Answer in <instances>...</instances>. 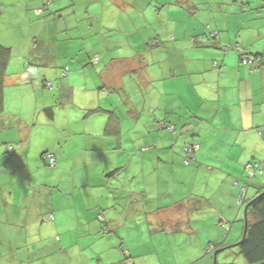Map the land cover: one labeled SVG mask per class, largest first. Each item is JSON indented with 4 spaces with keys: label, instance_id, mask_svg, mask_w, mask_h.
Instances as JSON below:
<instances>
[{
    "label": "crops",
    "instance_id": "1",
    "mask_svg": "<svg viewBox=\"0 0 264 264\" xmlns=\"http://www.w3.org/2000/svg\"><path fill=\"white\" fill-rule=\"evenodd\" d=\"M0 44L11 49L0 103V264H165L177 249L194 264L241 238L246 165L264 159V64H241L237 48L264 58V0H0ZM197 204L203 211L191 215ZM134 211L152 244L141 236L132 247L116 231L128 230ZM164 229L181 235L173 248ZM182 233L192 246L181 248Z\"/></svg>",
    "mask_w": 264,
    "mask_h": 264
},
{
    "label": "trees",
    "instance_id": "2",
    "mask_svg": "<svg viewBox=\"0 0 264 264\" xmlns=\"http://www.w3.org/2000/svg\"><path fill=\"white\" fill-rule=\"evenodd\" d=\"M40 11H43V8ZM230 48L232 49L234 48V46L227 45L224 47L223 51L224 50L228 51ZM237 51L239 54L241 64L245 66H249L253 70L258 68L259 66H262V64H264V58L260 52H247L245 49H242V48L241 49L237 48ZM10 55H11L10 47L0 44V103H2V99H3L4 71L7 66ZM33 56H35L34 53H33ZM96 57H98L97 59L98 61L99 56L97 54H95L91 58V60L93 62H97L95 60ZM246 59L250 60V62L245 63V61L243 60H246ZM25 65H26V69L29 72H35L38 70L37 64L33 63L32 60H29ZM69 69L70 68L68 66H66L65 68H62L61 69L62 72L60 73V78H64L67 75V72L69 71ZM44 85L47 89H52L56 87L58 90L60 86L57 84V81L54 82L53 80H46ZM89 112L92 113L94 111L90 109ZM164 127H166L172 134L176 133L175 132L176 126L174 124L170 123L167 126H165L164 124ZM13 148H14V144L7 145V150L9 153L13 151ZM49 154H52L54 156V159H55L54 164H51L49 160V156H48ZM43 157L47 161L48 165H50L51 167L56 165L57 158L52 151L44 152ZM187 158L190 160V157L187 156ZM246 169L248 170L247 178L249 180L254 179V177H256L257 175H264V159L250 160L248 164L246 165ZM250 184H251L250 181L249 182L246 181V187H245L246 192H247V187L251 186ZM246 195L247 193L244 195L242 200H240L241 194H239L238 196L239 204H244L245 207L248 204L246 216H245V220L247 221L246 233L245 235H243V237L241 236V238L236 241L237 243L233 242V243H226L225 245H223L222 248H220L223 250L220 254L231 253L235 251V250H231V248L236 246L237 253H239L245 258L247 264H264V186L260 187L259 190L252 197L246 199ZM199 204H197L194 210L203 211V208L198 206ZM197 214H200V213H197ZM201 214H203V212H201ZM50 218L53 219L52 214L50 215ZM121 229L122 227H117L116 231L121 232ZM105 230H106L104 232L105 235H111L113 237L116 236V232H114L113 228L106 227ZM119 249H121V252L125 260L128 261L131 259L130 254L128 252L129 248L127 247L125 242L120 243ZM220 249H217L214 252V256H216V259H217L218 252L220 251ZM228 250L230 251L226 252ZM131 260L129 262H132ZM225 264H235V263H225Z\"/></svg>",
    "mask_w": 264,
    "mask_h": 264
},
{
    "label": "rangeland",
    "instance_id": "3",
    "mask_svg": "<svg viewBox=\"0 0 264 264\" xmlns=\"http://www.w3.org/2000/svg\"><path fill=\"white\" fill-rule=\"evenodd\" d=\"M191 146L192 145L187 146V151H190V147ZM261 176H264V175H257L256 177H254V179H252V180H248L247 179V181H250V182L254 181L256 184H259V183H261L260 182V177ZM177 181L178 180H175L174 186H175V184H177V187H179L180 184ZM262 181H263L262 183L264 184V180H262ZM171 185L173 186V182H172ZM250 187H251V189H254V190L256 189V187H254V184H251ZM173 191H174V189H173ZM165 201L171 202V195L170 196L169 195L165 196ZM172 201H173V199H172ZM199 211L200 210H193L191 215H193L195 213L197 214V213H199ZM126 214L127 213L117 214V216L119 218H125ZM131 214L132 215H130V213L127 214L128 216H127V220L126 221H127L128 230L127 229H121V231L123 232L122 234L124 236L127 235V237H128V244L131 245L132 247H134L136 245H141V243H140L141 242L140 241L141 236H143L145 239H148L147 236H149L148 240H150V244H152V236H151V232L152 231L150 230L149 227H147L145 225V222H143L144 219H145L144 218L145 215L142 213V211H134ZM169 214L175 215L176 212L170 211ZM180 215L184 216L185 214L184 213H180ZM244 218H245V215H244L243 208H242L241 211H240V220L235 223V225H237V226L234 229V231H236V233H240L239 235L242 234V237H243L242 231L244 232V227H245V219ZM135 219H137V221ZM233 220H234V218H233ZM228 228L229 227H227V229ZM129 232H131L130 236L128 235ZM161 232H162L161 237L164 239V241L168 242V238L169 237L171 238L172 248L174 247V242H173L174 236H181L180 233H178V235H174L175 233H172L170 229H164ZM180 245H181V248H184L186 246H192V243H190V241L187 239V237L183 234L182 235V240L180 242ZM96 249H98L97 248V243H95V242H93V244H87L86 243L85 245H83V248H82L81 252L85 253L87 255V257H89V256L93 255V251L96 250ZM231 250H235V251H233L231 253L219 254L217 256V259H216L217 260V264L218 263L219 264L220 263L221 264H225V263L247 264L245 258L242 255H240L239 253H237L236 246L231 248ZM229 251L230 250H228L226 252H229ZM175 252L179 253L180 250L177 249ZM176 253H175V256H176L175 257L173 255L174 253L169 252L167 254L168 259H167V261L165 260V264H182L183 261H186V260H183L180 257H178L176 255ZM95 259H96V257H95ZM191 260H192V258H190V257L187 258V261H191ZM151 264H160V262L157 261V260L151 259ZM194 264H215V256L211 257V256L208 255L207 259L206 258L205 259L201 258L199 260H196Z\"/></svg>",
    "mask_w": 264,
    "mask_h": 264
},
{
    "label": "built area",
    "instance_id": "4",
    "mask_svg": "<svg viewBox=\"0 0 264 264\" xmlns=\"http://www.w3.org/2000/svg\"><path fill=\"white\" fill-rule=\"evenodd\" d=\"M40 10H41V9H39V11H40ZM97 59H98V57L95 58V60H97ZM243 61H245V63H249V62H250V60H248V59L243 60ZM198 146H199L198 144H196V145H192V146L190 147V150H192V149H197ZM48 156H49V160H50L51 164H54V162H55L54 156H53L52 154H49ZM245 194H246V188H243V190H242V192H241L240 200L243 199V197H244Z\"/></svg>",
    "mask_w": 264,
    "mask_h": 264
},
{
    "label": "water",
    "instance_id": "5",
    "mask_svg": "<svg viewBox=\"0 0 264 264\" xmlns=\"http://www.w3.org/2000/svg\"><path fill=\"white\" fill-rule=\"evenodd\" d=\"M247 207H248V204H247V206L245 207V216H246ZM246 229H247V221L245 220V227H244V233H243V235H245V233H246ZM216 263H217V260H216V256H215V264H216Z\"/></svg>",
    "mask_w": 264,
    "mask_h": 264
},
{
    "label": "clouds",
    "instance_id": "6",
    "mask_svg": "<svg viewBox=\"0 0 264 264\" xmlns=\"http://www.w3.org/2000/svg\"><path fill=\"white\" fill-rule=\"evenodd\" d=\"M42 9V8H41ZM97 61V60H96Z\"/></svg>",
    "mask_w": 264,
    "mask_h": 264
}]
</instances>
